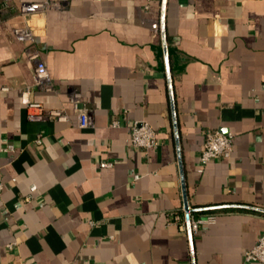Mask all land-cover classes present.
I'll use <instances>...</instances> for the list:
<instances>
[{
  "label": "crops",
  "instance_id": "0c3cea01",
  "mask_svg": "<svg viewBox=\"0 0 264 264\" xmlns=\"http://www.w3.org/2000/svg\"><path fill=\"white\" fill-rule=\"evenodd\" d=\"M26 1L0 0V264H192L162 0H71L25 17ZM25 26L32 43L13 34ZM166 28L191 208L264 209V0H167ZM28 50L53 90L36 83ZM28 90L68 119L31 121ZM134 122L154 128L157 147L132 146ZM209 130L232 132L233 153L202 169ZM228 209L194 235L196 264H260L245 253L264 235V212Z\"/></svg>",
  "mask_w": 264,
  "mask_h": 264
},
{
  "label": "built area",
  "instance_id": "2783aa9c",
  "mask_svg": "<svg viewBox=\"0 0 264 264\" xmlns=\"http://www.w3.org/2000/svg\"><path fill=\"white\" fill-rule=\"evenodd\" d=\"M71 0H29L23 2L20 12L23 16H32L44 13L49 10H61ZM0 13V22H1ZM15 38L20 42L32 43L33 33L29 27H16L13 30ZM27 57L30 61L36 63L34 70L35 80L38 86L47 91L53 90V82L46 65L41 62L37 51L28 50ZM23 103L28 112V118L31 121H42L45 119H55L57 121H66L68 119L66 113L62 110L45 109L39 102L32 101L29 98V90L24 93ZM82 97L80 93L75 92L70 98V102L74 111L79 114L81 127L92 128L93 117L90 110L81 105ZM114 127H118V121L113 122ZM235 135L232 132H222L220 130H209L205 136L204 146L200 155L201 167H205L208 163L218 159H229L233 153V144ZM40 142V139H38ZM131 144L135 148L149 150L157 147V134L154 128L147 122H134L131 126ZM14 148L9 145L5 151H12ZM101 167H110L111 163L101 162ZM4 190V183L0 175V197ZM194 209L190 213H184L183 221L187 219L191 222L192 232L195 235L202 226L212 225L216 222V215H208L196 217L193 214ZM177 219H179L177 217ZM11 246V245H10ZM11 248V247H10ZM245 261L247 263L258 262L264 264V235L259 238L256 245L245 253Z\"/></svg>",
  "mask_w": 264,
  "mask_h": 264
},
{
  "label": "water",
  "instance_id": "95a60500",
  "mask_svg": "<svg viewBox=\"0 0 264 264\" xmlns=\"http://www.w3.org/2000/svg\"><path fill=\"white\" fill-rule=\"evenodd\" d=\"M166 5H167V0H162L161 17H160L161 43H162L163 53H164V62H165L166 78H167L168 91H169V100H170V107H171V114H172L174 137H175L177 157H178V163H179V169H180L184 211L186 213H190L192 208L189 203L188 191H187V185H186V177H185L184 163H183V158H182V150H181V142H180V131H179V125H178L177 111H176L174 82H173V76H172L170 55L168 51V37H167V28H166ZM229 207L231 208L241 207V208H248V209L264 212V209L262 208H257V207L247 206V205H229V204L204 207V208H200V210L202 209H222V208H229ZM186 224H187L188 238L190 242L191 260H192V264H196V257H195V250H194V234L192 232L191 222L189 219H187Z\"/></svg>",
  "mask_w": 264,
  "mask_h": 264
},
{
  "label": "trees",
  "instance_id": "16d2710c",
  "mask_svg": "<svg viewBox=\"0 0 264 264\" xmlns=\"http://www.w3.org/2000/svg\"><path fill=\"white\" fill-rule=\"evenodd\" d=\"M234 209H228V208H222V209H202V210H196L193 211L194 216L196 217H202V216H208V215H218L220 212L223 211H230Z\"/></svg>",
  "mask_w": 264,
  "mask_h": 264
}]
</instances>
